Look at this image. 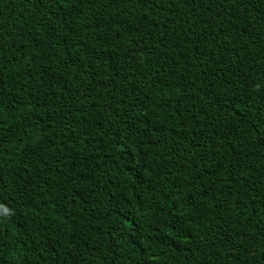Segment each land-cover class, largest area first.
I'll return each mask as SVG.
<instances>
[{
  "label": "trees",
  "instance_id": "obj_1",
  "mask_svg": "<svg viewBox=\"0 0 264 264\" xmlns=\"http://www.w3.org/2000/svg\"><path fill=\"white\" fill-rule=\"evenodd\" d=\"M0 264H264V0H0Z\"/></svg>",
  "mask_w": 264,
  "mask_h": 264
}]
</instances>
